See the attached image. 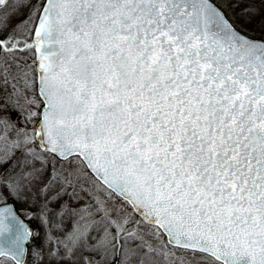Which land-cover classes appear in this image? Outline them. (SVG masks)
Instances as JSON below:
<instances>
[{"label":"snow or ice","instance_id":"6c2138e0","mask_svg":"<svg viewBox=\"0 0 264 264\" xmlns=\"http://www.w3.org/2000/svg\"><path fill=\"white\" fill-rule=\"evenodd\" d=\"M0 84V262L264 264V0H0Z\"/></svg>","mask_w":264,"mask_h":264},{"label":"rangeland","instance_id":"374dc122","mask_svg":"<svg viewBox=\"0 0 264 264\" xmlns=\"http://www.w3.org/2000/svg\"><path fill=\"white\" fill-rule=\"evenodd\" d=\"M258 22H259V16L257 15L256 17H255V20H254V23L252 24V27H253V29H254V32H253V34L255 35V36H259L260 35V30H259V26H258ZM20 55L21 56H29L28 55V53H20ZM30 62V61H29ZM8 90L9 91H11V85L9 84V88H8ZM3 94V85L2 84H0V95H2ZM0 155H2V151H0ZM23 167L24 168H26L27 166H25V165H23ZM39 187H40V185H39V183H37V185H36V187L33 189V191H31V193H32V198L34 199V202H32L33 203V206L31 205V208L29 207V206H27L28 205V203H27V205L26 206H21L19 209H18V212L22 215V216H24L26 219L27 218H30L31 216L29 215V213H32L33 211H31L32 210V207H35L36 209H35V212L36 213H39L42 209H41V204H42V202H43V197H42V195L39 193ZM69 192H71V189H69L68 190ZM69 200V196H67V195H64L63 197H62V199H60V200H55V201H51L50 203H49V205H48V207L49 208H51L52 209V212H51V216L55 219V221L57 222V223H59L60 222V220H61V217L58 215V213H59V210H60V206L64 203V201H68ZM72 206L73 207H75L76 205H75V202H73L72 203ZM39 219V221L41 222V219H40V217L38 218ZM64 219V218H63ZM71 219H72V216H70V218L69 219H66V222H68V227H67V229L68 230H70V228H71ZM42 224V223H41ZM43 226V225H42ZM32 228H34V229H37V227L36 226H31ZM44 227V226H43ZM63 235H65V232H62V236ZM88 255H90V254H88ZM88 255H86V256H88ZM158 259H160L161 260V264H163V259L162 258H158ZM0 264H11V261L10 260H8V261H2V262H0Z\"/></svg>","mask_w":264,"mask_h":264},{"label":"trees","instance_id":"16d2710c","mask_svg":"<svg viewBox=\"0 0 264 264\" xmlns=\"http://www.w3.org/2000/svg\"><path fill=\"white\" fill-rule=\"evenodd\" d=\"M28 55L31 56V53H28ZM21 164L27 166L25 160H23V159L21 160ZM20 170H21L20 168L17 169V171H20ZM32 197H33L32 196V193L29 192V193H27V199H23V198H21V199H10L9 201L10 202L11 201L13 202V204L15 205V208L18 211V209L21 206H26L27 203H28L27 206H29L31 208V205L33 206V203L32 202H34V199ZM35 209H36L35 207H32V210H31V211H33L32 213H36L35 212ZM70 216L71 215H69L68 217H65L63 219V221H62L64 223V225L66 226V229L69 226L68 225V222H66V219H69ZM38 218H39V215H36V216H31L30 218H27V220L29 222L28 224H30L31 226L32 225L33 226H36L37 229H39V231H40V240L42 241L43 238H44L45 229L42 226V224H41V222L39 221ZM61 220H62V218H61ZM61 220H60V222H61ZM54 234L62 236V231H60V230H54ZM53 244H54V242H53ZM60 248H61V255L64 256V259L62 261V264H74V262L64 254L63 244L60 245ZM48 250H49V248L48 247H45V252H47ZM88 254H90V253L87 252V251L83 252V255L84 256H86ZM45 264H48V261L47 260L45 261ZM52 264H57L56 258H53Z\"/></svg>","mask_w":264,"mask_h":264},{"label":"water","instance_id":"95a60500","mask_svg":"<svg viewBox=\"0 0 264 264\" xmlns=\"http://www.w3.org/2000/svg\"><path fill=\"white\" fill-rule=\"evenodd\" d=\"M8 203H10V204H12V205H14L13 204V202L11 201H8ZM15 206V205H14ZM15 210L17 211V209L15 208ZM17 213H18V215L24 220V222L26 223V224H28L29 222H28V220L24 217V216H22L18 211H17ZM29 226H30V224H28ZM31 227V226H30Z\"/></svg>","mask_w":264,"mask_h":264}]
</instances>
